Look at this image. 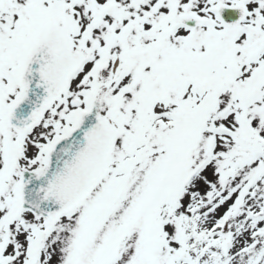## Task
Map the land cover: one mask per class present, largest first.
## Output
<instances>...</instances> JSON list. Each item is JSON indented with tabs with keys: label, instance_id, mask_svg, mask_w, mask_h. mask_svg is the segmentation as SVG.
Wrapping results in <instances>:
<instances>
[{
	"label": "snow or ice",
	"instance_id": "obj_1",
	"mask_svg": "<svg viewBox=\"0 0 264 264\" xmlns=\"http://www.w3.org/2000/svg\"><path fill=\"white\" fill-rule=\"evenodd\" d=\"M0 264H264V0H0Z\"/></svg>",
	"mask_w": 264,
	"mask_h": 264
}]
</instances>
